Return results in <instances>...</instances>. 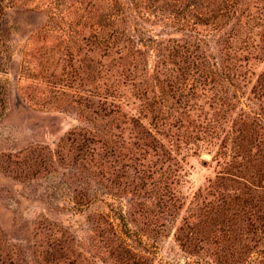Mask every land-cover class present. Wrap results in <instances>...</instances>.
Listing matches in <instances>:
<instances>
[{
  "label": "rangeland",
  "instance_id": "374dc122",
  "mask_svg": "<svg viewBox=\"0 0 264 264\" xmlns=\"http://www.w3.org/2000/svg\"><path fill=\"white\" fill-rule=\"evenodd\" d=\"M0 264H264V0H0Z\"/></svg>",
  "mask_w": 264,
  "mask_h": 264
},
{
  "label": "trees",
  "instance_id": "16d2710c",
  "mask_svg": "<svg viewBox=\"0 0 264 264\" xmlns=\"http://www.w3.org/2000/svg\"><path fill=\"white\" fill-rule=\"evenodd\" d=\"M116 5V4H115ZM117 6V8H118V5H116ZM119 11V9L117 10V14L115 15V17L118 15V13H120V11Z\"/></svg>",
  "mask_w": 264,
  "mask_h": 264
}]
</instances>
